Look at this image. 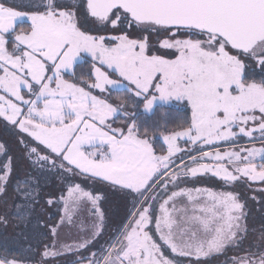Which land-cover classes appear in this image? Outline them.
Instances as JSON below:
<instances>
[{
  "label": "snow or ice",
  "instance_id": "1",
  "mask_svg": "<svg viewBox=\"0 0 264 264\" xmlns=\"http://www.w3.org/2000/svg\"><path fill=\"white\" fill-rule=\"evenodd\" d=\"M69 3L39 0L27 10L0 0V122L14 131L28 169L12 187L25 202L13 219L30 216L19 209L39 204L46 177L68 185L66 196L45 200L63 215L39 222V248L27 244L17 258L4 246L0 264H264V225L249 227L251 209L234 190L247 185L264 209V0ZM156 44L174 58L154 54ZM85 54L87 79L76 73ZM93 89H123L127 97L113 104ZM157 104L183 105L189 118L150 132L127 110L142 105L151 114ZM158 138L166 148L158 150ZM16 171V157L0 142L5 204ZM201 176L225 190L187 186ZM78 177L130 206L105 243L106 195ZM81 207L90 209L87 228L74 220ZM9 223L0 214V226ZM72 228L78 239L62 240Z\"/></svg>",
  "mask_w": 264,
  "mask_h": 264
},
{
  "label": "rangeland",
  "instance_id": "2",
  "mask_svg": "<svg viewBox=\"0 0 264 264\" xmlns=\"http://www.w3.org/2000/svg\"><path fill=\"white\" fill-rule=\"evenodd\" d=\"M3 2L10 3V4H13L16 6L28 5L29 7L27 10H32V7L36 3H38L39 0H3ZM63 3L67 7H70V8L74 7L69 2L64 1ZM23 26L25 28L28 27L27 24H25ZM85 30L89 31L90 34H100L97 32V29L91 24L85 25ZM154 49H155L154 54L164 55L165 58H174V54H173L172 50L160 49L158 44L154 45ZM85 61L91 62V58L88 57L87 54L84 55L83 62H85ZM257 70H259V69H257ZM66 78H67V75H66ZM93 79H94V77H93ZM81 86H85V85L81 84ZM92 91L94 94L108 96L110 101L112 102L111 97H112L114 92H120V91H125V90L113 89V90H111L110 95H109V93L100 94L99 91L96 89H93ZM112 103L117 104L115 102H112ZM159 105H165V104H157L156 108L159 107ZM165 106L171 107V106H182V105L171 104V105H165ZM127 110L129 112H132V110H130V109H127ZM153 113H151V114H153ZM1 123L2 122H0V142H6L7 143V145L11 149L12 155H14L16 157V161H17V171L14 175L12 184L9 185L7 203L5 204L3 201H0V214L7 215L9 217V220H10V223L6 227L0 226V234H6V233L12 234V233H14L13 232L14 229L17 228L18 223L16 224L14 221H11V214L13 213V210H14L13 208H14L15 198H16L15 194L11 191V188L15 185L16 180L23 179V177L25 176L28 169H27V165L21 161V151H20V148L16 144V136H14L13 138L7 137V136H1L2 135ZM181 143H183V142H181ZM202 180H203L202 178H197V179L191 180L187 186H189V187H208L209 186L213 190H225L223 185H222V182H220V183L218 182L216 185L215 184L216 182H214L212 180V182L209 181L208 186H205V185H203L204 183H202ZM76 182L80 183L82 185V187H84L86 190H90L93 192L102 193V194L106 195V203H105L104 207L107 209V213L109 216V223H108V227L104 233V236L101 239V241L103 240V242L105 243L110 238H113L114 235H116L117 227L124 221V219L127 215V210H130V206L127 205L126 201L118 193L110 191L108 189V187L104 184L93 183L91 180H87V179H83V178H79V177L76 178ZM83 182L88 183V185L84 184ZM56 184L58 185V188H57L58 190L54 193L52 190L47 191V193H43L44 195H42V196H44V200H46V198H48V197H51L55 200L61 194L65 195V196L67 195L68 185L60 183L57 180H56ZM228 190H233V189H228ZM234 190L236 192L240 193L242 199L247 201V206L251 209V214H250L249 221H248L249 227L259 229L261 225H264V221L260 219V218H264L263 217L264 216V209H261L260 206L255 201L250 199V196H252V195L259 196V193L254 192L247 185H243V184H239V183L237 184V186L235 187ZM45 207H49V206L45 203V201H43L40 203V206L36 208V211H33V212H35L37 216H39V215L42 216V219L47 224L50 223L51 219L63 215L62 210L58 207H51L50 211H48L47 208H45ZM20 213L23 214L22 211H20ZM112 213H117V214L114 217L113 216L114 214H112ZM252 239H255V236L250 233V240H252ZM62 259H65V258H62ZM66 259L71 260L72 257L69 256ZM220 259H222V258H215L212 261V263L219 264Z\"/></svg>",
  "mask_w": 264,
  "mask_h": 264
},
{
  "label": "trees",
  "instance_id": "3",
  "mask_svg": "<svg viewBox=\"0 0 264 264\" xmlns=\"http://www.w3.org/2000/svg\"><path fill=\"white\" fill-rule=\"evenodd\" d=\"M90 65H91L90 61H85L79 64L76 67L77 76H84L87 79L88 74L91 72ZM256 71H257V74L255 75L254 78L258 80L261 77L258 74L259 70H256ZM75 82L83 84V81L81 80H77ZM126 97H127V93L125 90V91H120V92H114L111 98H112V102L118 103L119 98H126ZM128 109L132 111H137L140 117H144L143 120H138V123L140 124L142 129L147 128L150 132L154 127H159L161 130H164L165 125L167 127V130H175L178 128L179 124L182 121L187 120L190 115L189 110L184 108L183 105L182 106H171V107L165 106V105H159V107H157L154 110L153 114H148V115L143 112L142 105H140L138 108H133L129 106ZM1 127H2L1 136H7V137H12V138L15 136V133L11 129V127L6 128L3 123H1ZM158 141H159V138L157 139V141H154V143H156L158 150L161 148H166L165 145H162V143H159ZM45 179L47 180V183L44 184L42 180V191L39 197L40 199L39 204H37L35 208L33 209H29L26 204L24 207L19 209V212L22 211L23 214L30 213V216H27L24 219H19V220L13 219L15 213L17 212L15 205L17 203H21V204L25 203L24 201H21L19 197L16 196L15 204L13 208L14 210H13V213L11 214V221H14L16 224L18 223V226L17 228L14 229L13 231L14 233L12 234H8V233L0 234V250H2L4 246H7L9 253L13 255H17V254H22L25 252V246L27 244H31L33 248H39L40 242H41L40 233L43 231V229L39 226V222L41 221L44 222V220L42 219V216L40 215L37 216L36 213L33 211H36V208L40 206V203L45 201L44 196H42L44 195L43 193H47V191H50V190H52L54 193L58 190L57 189L58 185L56 184L55 177H46ZM202 179H203L202 183H204L203 185L205 186H208L209 181L212 182V180L216 182L215 183L216 185L218 183L216 178H212L210 176L206 178H202ZM83 183L88 185V183L86 182H83ZM208 188L210 187L208 186ZM11 191H12V188H11ZM45 208H47L48 211H50L51 209V207H45ZM112 214H114L113 216L115 217L117 213H112ZM56 218L51 219L49 224L55 222ZM91 219L92 217H91L90 209L84 208V207H81L78 210L77 215L74 217V220H76L78 224H82L84 228H87L89 226ZM260 219L264 221V218H260ZM24 236H27L28 239L25 240ZM156 238L158 240V237ZM61 239L68 241V242H72L73 240L78 239V229L72 228L70 231L65 230L61 235ZM100 243H104L103 240L100 241ZM98 246L99 245H96V247ZM165 251H166V254L171 255L170 252H168L166 248H165ZM17 258H21V257L17 255ZM212 264H215V263H212Z\"/></svg>",
  "mask_w": 264,
  "mask_h": 264
},
{
  "label": "crops",
  "instance_id": "4",
  "mask_svg": "<svg viewBox=\"0 0 264 264\" xmlns=\"http://www.w3.org/2000/svg\"><path fill=\"white\" fill-rule=\"evenodd\" d=\"M208 176H201V177H198V178H206ZM197 179V178H196ZM217 179V178H216ZM217 181L220 183V181L217 179Z\"/></svg>",
  "mask_w": 264,
  "mask_h": 264
},
{
  "label": "water",
  "instance_id": "5",
  "mask_svg": "<svg viewBox=\"0 0 264 264\" xmlns=\"http://www.w3.org/2000/svg\"><path fill=\"white\" fill-rule=\"evenodd\" d=\"M64 1H65V2H69V0H62V2H64ZM84 2H86V0H84Z\"/></svg>",
  "mask_w": 264,
  "mask_h": 264
}]
</instances>
